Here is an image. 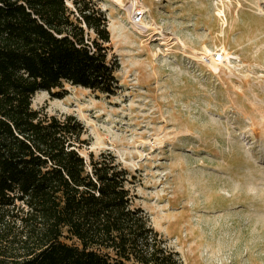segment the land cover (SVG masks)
Segmentation results:
<instances>
[{"label": "rangeland", "instance_id": "374dc122", "mask_svg": "<svg viewBox=\"0 0 264 264\" xmlns=\"http://www.w3.org/2000/svg\"><path fill=\"white\" fill-rule=\"evenodd\" d=\"M123 1L99 0L120 92H40L33 108L76 116L81 154L129 170L134 207L181 264H264V0Z\"/></svg>", "mask_w": 264, "mask_h": 264}, {"label": "trees", "instance_id": "16d2710c", "mask_svg": "<svg viewBox=\"0 0 264 264\" xmlns=\"http://www.w3.org/2000/svg\"><path fill=\"white\" fill-rule=\"evenodd\" d=\"M99 0H0V264H181L110 152L85 158L74 115L33 108L68 87L120 92Z\"/></svg>", "mask_w": 264, "mask_h": 264}, {"label": "bare ground", "instance_id": "6f19581e", "mask_svg": "<svg viewBox=\"0 0 264 264\" xmlns=\"http://www.w3.org/2000/svg\"><path fill=\"white\" fill-rule=\"evenodd\" d=\"M110 1L116 3L120 7H125L126 6V4H125V2L123 0H110ZM130 23H132V19H131ZM144 28H146V27H144ZM133 30L135 31V29H133ZM137 30H140V28L138 27ZM141 30H142L141 32H143V30H146V29H141ZM156 30H157L156 35H159V34L160 35L161 34L163 35V33L159 31L160 30L159 28H156ZM163 39H164V44H169L170 38L164 36ZM189 57L191 59H194V60H207L208 59L207 58V54H205V53H199V52H193V53H191L189 55Z\"/></svg>", "mask_w": 264, "mask_h": 264}, {"label": "built area", "instance_id": "2783aa9c", "mask_svg": "<svg viewBox=\"0 0 264 264\" xmlns=\"http://www.w3.org/2000/svg\"><path fill=\"white\" fill-rule=\"evenodd\" d=\"M145 11L142 10L139 6H135L132 11V25L134 27H138L139 25L143 24V18L145 17ZM223 57L221 55H217L214 59L216 62L222 61Z\"/></svg>", "mask_w": 264, "mask_h": 264}]
</instances>
